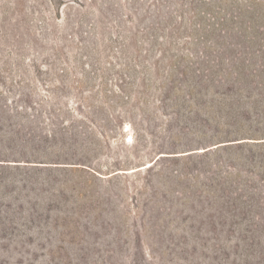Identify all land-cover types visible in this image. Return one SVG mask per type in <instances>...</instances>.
I'll list each match as a JSON object with an SVG mask.
<instances>
[{"label":"rangeland","instance_id":"rangeland-1","mask_svg":"<svg viewBox=\"0 0 264 264\" xmlns=\"http://www.w3.org/2000/svg\"><path fill=\"white\" fill-rule=\"evenodd\" d=\"M0 264H264V0H0Z\"/></svg>","mask_w":264,"mask_h":264}]
</instances>
